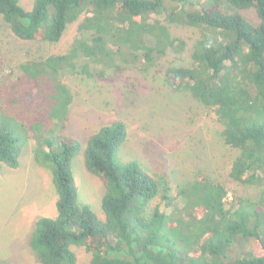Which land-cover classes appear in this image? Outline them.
<instances>
[{
    "label": "trees",
    "instance_id": "trees-1",
    "mask_svg": "<svg viewBox=\"0 0 264 264\" xmlns=\"http://www.w3.org/2000/svg\"><path fill=\"white\" fill-rule=\"evenodd\" d=\"M0 18L15 38L48 44L77 23L64 54L18 64V81L33 89L24 99L41 102L36 117L12 95L18 86L0 99V167L16 168L33 141V159L50 174L57 196L56 217L40 219L30 238L39 264H76L75 247L90 255L87 264H264V0H33L30 9L0 0ZM168 25L201 36L190 64L166 68L160 85L188 92L213 114L222 143L235 152L229 178L260 187L259 198L228 200L226 187L204 173L171 195L138 162L119 159L128 130L117 120L92 134L84 149L86 171L104 186L101 219L80 202L74 182L80 144L63 133L74 99L63 77L103 78L154 63L168 50L183 52L186 43Z\"/></svg>",
    "mask_w": 264,
    "mask_h": 264
},
{
    "label": "rangeland",
    "instance_id": "rangeland-1",
    "mask_svg": "<svg viewBox=\"0 0 264 264\" xmlns=\"http://www.w3.org/2000/svg\"><path fill=\"white\" fill-rule=\"evenodd\" d=\"M20 3L30 9L33 0H20ZM244 15L257 21L252 11ZM168 28L172 37L186 43L183 52L168 50L154 63L141 61L137 67L110 70L103 78H85L74 73L63 77L74 95L63 133L80 144L79 153L72 161L74 182L80 202L101 219L104 186L86 171L84 149L92 134L117 120L123 121L128 130L125 142L119 147V159L138 162L162 181L171 195L195 174L204 173L226 187L228 200L233 195L259 198L260 187L246 186L229 178L235 152L222 143L218 134L220 126L213 114L188 92H171L160 85L166 68L190 64L191 51L201 36L199 30L189 27L168 25ZM76 37L77 23H73L56 44L21 41L0 18V99L10 93L12 86H18L19 90L17 87L12 95L17 92L24 100L21 108L27 115L36 117L42 110L41 102L35 97L24 99L25 91L31 95L33 89L18 81L21 77L18 64L31 56L64 54ZM34 146L33 141L23 146L16 168L0 167V264H39L29 246L31 235L40 219L57 215L54 186L50 174L34 161ZM158 203L159 198L150 207ZM73 251L76 264L88 263L90 255L83 248L75 247Z\"/></svg>",
    "mask_w": 264,
    "mask_h": 264
}]
</instances>
